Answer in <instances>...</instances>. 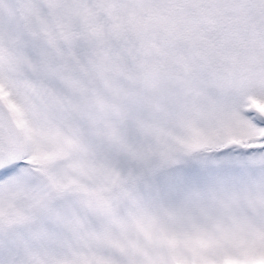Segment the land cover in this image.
<instances>
[{"label": "snow or ice", "instance_id": "snow-or-ice-1", "mask_svg": "<svg viewBox=\"0 0 264 264\" xmlns=\"http://www.w3.org/2000/svg\"><path fill=\"white\" fill-rule=\"evenodd\" d=\"M0 264H264V0H0Z\"/></svg>", "mask_w": 264, "mask_h": 264}]
</instances>
